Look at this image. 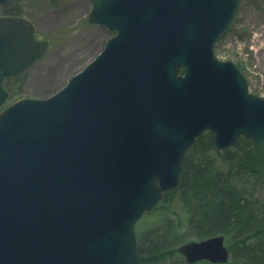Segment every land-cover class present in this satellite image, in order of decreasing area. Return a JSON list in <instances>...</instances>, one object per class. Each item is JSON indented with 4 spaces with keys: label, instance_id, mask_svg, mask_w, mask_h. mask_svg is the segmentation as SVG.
Returning <instances> with one entry per match:
<instances>
[{
    "label": "water",
    "instance_id": "water-1",
    "mask_svg": "<svg viewBox=\"0 0 264 264\" xmlns=\"http://www.w3.org/2000/svg\"><path fill=\"white\" fill-rule=\"evenodd\" d=\"M90 1L89 22L115 34L104 50L54 96L0 113V264H142L136 226L179 188L197 138L264 150V98L215 55L242 0ZM48 47L31 21L0 18V108ZM177 251L230 260L224 236Z\"/></svg>",
    "mask_w": 264,
    "mask_h": 264
},
{
    "label": "trees",
    "instance_id": "trees-1",
    "mask_svg": "<svg viewBox=\"0 0 264 264\" xmlns=\"http://www.w3.org/2000/svg\"><path fill=\"white\" fill-rule=\"evenodd\" d=\"M146 214L155 218L146 231L137 227L142 264H189L178 248L214 236L225 237L226 264H264V150L241 137L234 150L218 152L213 135L203 134L185 156L179 188Z\"/></svg>",
    "mask_w": 264,
    "mask_h": 264
},
{
    "label": "rangeland",
    "instance_id": "rangeland-1",
    "mask_svg": "<svg viewBox=\"0 0 264 264\" xmlns=\"http://www.w3.org/2000/svg\"><path fill=\"white\" fill-rule=\"evenodd\" d=\"M90 0H11L0 6L18 13L36 26L38 40H46L45 55L30 68L13 90L1 111L25 99H48L83 71L104 50L115 34L104 26L89 22ZM216 57L234 63L249 83L252 94L264 98V0H242L230 29L215 46ZM11 93V91H10ZM174 204V203H173ZM146 214L137 224L146 231L154 223Z\"/></svg>",
    "mask_w": 264,
    "mask_h": 264
},
{
    "label": "flooded vegetation",
    "instance_id": "flooded-vegetation-1",
    "mask_svg": "<svg viewBox=\"0 0 264 264\" xmlns=\"http://www.w3.org/2000/svg\"><path fill=\"white\" fill-rule=\"evenodd\" d=\"M11 0H8L6 3H4V4H2V5H0V6H6L9 2H10ZM1 17H20V18H24V17H21L20 15H18V13H16V14H12V15H7V14H5L4 13V15L3 16H0V18ZM25 19V18H24ZM27 20V19H26ZM35 26V25H34ZM36 27V26H35ZM37 32V31H36ZM37 35V34H36ZM37 38V37H36ZM26 73V72H25ZM24 73V74H25ZM24 74H22L20 77H22ZM20 77H17V78H13V79H10V80H7L6 81V84H7V82H9V81H14V80H16V79H18V78H20ZM6 86V85H5ZM6 89H7V86H6ZM8 90V89H7ZM9 91V90H8Z\"/></svg>",
    "mask_w": 264,
    "mask_h": 264
}]
</instances>
